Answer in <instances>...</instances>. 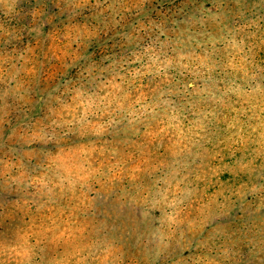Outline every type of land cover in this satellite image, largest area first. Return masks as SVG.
Listing matches in <instances>:
<instances>
[{
  "label": "trees",
  "instance_id": "16d2710c",
  "mask_svg": "<svg viewBox=\"0 0 264 264\" xmlns=\"http://www.w3.org/2000/svg\"><path fill=\"white\" fill-rule=\"evenodd\" d=\"M123 2L110 15L103 11L114 0H28L0 17L1 31L19 32L0 53L18 50L34 67L26 103L20 92L3 97L0 116L6 105L19 107L9 118L15 138L18 125L41 126L28 141L54 155L48 187L73 212L52 237L16 232L14 263L78 257L88 242L90 254L103 247L97 257H111L107 264H217L233 246L222 230L234 222L224 214L253 180L252 163L264 164V0ZM201 7L211 8L207 29L193 21ZM208 155L219 181L203 179L199 164L182 168ZM174 170L186 182L173 196L175 184L162 180ZM188 190L201 199L194 217L224 209L200 233L185 219Z\"/></svg>",
  "mask_w": 264,
  "mask_h": 264
},
{
  "label": "rangeland",
  "instance_id": "374dc122",
  "mask_svg": "<svg viewBox=\"0 0 264 264\" xmlns=\"http://www.w3.org/2000/svg\"><path fill=\"white\" fill-rule=\"evenodd\" d=\"M27 2L28 0H0V6H2L0 17L12 16L14 9ZM219 2L220 4L226 3L225 0H219ZM125 5L127 3H124L123 0H114L111 9H105L103 13L118 14ZM210 12L211 8L201 7V11L197 12L196 18L193 20L195 25L199 28L201 25L203 29H207ZM243 13L244 11H240L234 15H242ZM51 19H54V16ZM18 33L17 29L5 30L3 28V31L0 30V43L3 41L4 46L5 39L8 41L10 35ZM205 36V34L202 35L201 39L204 40ZM202 40L201 45L213 43L210 40L208 42ZM15 41H18V39H15ZM2 51L4 50L2 49ZM13 52L15 54L11 56L5 54V52L4 54L0 53V99L3 100V97L7 96L10 98L15 97L20 92V97L26 103L25 100L28 97H22V95L26 86L34 81V78L30 77L34 67H25L28 62H22L19 57L17 58L18 50ZM36 71L41 73L39 69ZM33 93L35 95V92ZM8 102H12V100L7 98ZM22 107L24 108L25 105ZM208 111L211 115L210 109H207ZM15 112L19 113V107L13 105L9 109L6 105L3 115L0 116V140H2V137L6 138L5 141L3 140V144H0V264H18L14 261L21 257H14L10 245L14 239L13 235L19 230L25 232L26 239L38 241L39 234L37 231L39 228L48 231L49 236L52 237L61 233V231H65L64 228L73 220L70 215L73 212L69 210V204L63 202L62 199L60 201L54 200V192L48 187L47 181L50 179L48 167L56 162L54 155H50L43 149H33V144L28 141L30 138L28 132L32 130L35 134L34 137L37 138L41 133V126L32 129L24 124L18 125L16 131L22 134L17 137L18 139L15 138V134L12 133L13 123L9 119H13L12 113ZM23 117L24 115L19 118V121ZM6 131L11 132V137L8 133H5ZM262 155L264 156V147L257 152V156ZM197 158L198 156H194L192 160L191 158L185 159L182 168L191 166V163L192 165L199 164L202 170L199 166L198 169L201 171L206 169L202 174L203 179L208 178L210 181H219V169L208 170L214 164L212 162L214 157L208 155L206 158H203V156L198 160ZM253 160H257V158L255 157ZM180 171L174 170L168 178L162 180L169 187L175 184L176 193L175 191L170 192L173 193V196L178 194L179 187L186 182L185 178L178 179L182 173ZM192 171H194V168ZM188 172H191V170H188ZM251 172L254 175L251 183L239 187L242 190L241 195H239V203L237 205L233 204L229 209L230 211L228 210L224 214L227 218H230L228 222H234L230 225L226 223L222 230V233H229L227 238L229 242L233 241V246L230 250L225 251L224 257H219L220 261L217 264H264V164L262 167H258L256 161L253 162ZM227 183H222L224 188ZM228 190L230 191V189ZM187 192L189 195L192 193L193 197H190V204L187 207L188 214H186L185 219L194 228L198 229V233L203 232L202 229L205 230V228H202L203 222L208 223L211 220H218L221 215L220 212L224 209L217 206L215 210L201 212L202 218H200L201 216L194 217L195 206H198L201 199L197 200L192 190ZM195 192L199 193L198 191ZM2 193H4V196ZM9 197H12L13 200L10 201L11 198ZM168 199L171 201L172 197ZM9 238H11L10 241ZM245 245H248L250 249L248 255L244 254ZM89 246L88 242L80 244L78 257H63L65 253H62L61 257H56L49 262H39L38 264H107L108 258L111 257H97L98 251L103 247L90 254L93 247ZM85 252H88L90 257H80ZM204 258L210 261V257Z\"/></svg>",
  "mask_w": 264,
  "mask_h": 264
}]
</instances>
